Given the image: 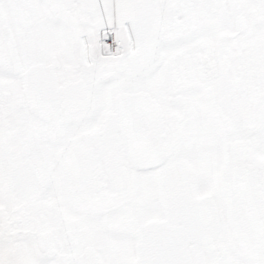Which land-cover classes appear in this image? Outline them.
Wrapping results in <instances>:
<instances>
[{"label":"snow or ice","instance_id":"1","mask_svg":"<svg viewBox=\"0 0 264 264\" xmlns=\"http://www.w3.org/2000/svg\"><path fill=\"white\" fill-rule=\"evenodd\" d=\"M0 264H264V0H0Z\"/></svg>","mask_w":264,"mask_h":264}]
</instances>
